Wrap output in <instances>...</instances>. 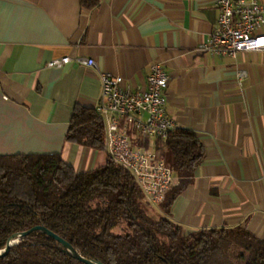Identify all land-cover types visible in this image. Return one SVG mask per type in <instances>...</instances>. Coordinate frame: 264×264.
Instances as JSON below:
<instances>
[{
	"label": "crops",
	"instance_id": "1",
	"mask_svg": "<svg viewBox=\"0 0 264 264\" xmlns=\"http://www.w3.org/2000/svg\"><path fill=\"white\" fill-rule=\"evenodd\" d=\"M217 18L215 0H101L92 11L78 0H0V156L58 154L76 173L102 167L106 149L66 142L74 107L97 111L98 74L46 64L93 59L137 91L157 63L168 76L166 114L203 149L168 218L185 233L241 227L264 241V50L203 51ZM132 145L165 162L158 140Z\"/></svg>",
	"mask_w": 264,
	"mask_h": 264
},
{
	"label": "trees",
	"instance_id": "2",
	"mask_svg": "<svg viewBox=\"0 0 264 264\" xmlns=\"http://www.w3.org/2000/svg\"><path fill=\"white\" fill-rule=\"evenodd\" d=\"M101 0H78L84 11ZM66 142L94 151L105 149L96 110L74 107ZM166 165L178 178L152 212L133 177L109 157L99 168L76 173L60 155L0 156V251L8 239L43 226L83 258L102 264H264V241L249 231L206 229L185 233L169 218L176 198L203 158L197 137L176 130L166 141ZM123 226L125 231L117 233ZM0 264H82L41 232L20 239Z\"/></svg>",
	"mask_w": 264,
	"mask_h": 264
},
{
	"label": "built area",
	"instance_id": "3",
	"mask_svg": "<svg viewBox=\"0 0 264 264\" xmlns=\"http://www.w3.org/2000/svg\"><path fill=\"white\" fill-rule=\"evenodd\" d=\"M215 5L216 27L203 51L234 58L238 53L264 50V4L258 0H215ZM70 63L98 74L101 90L97 113L104 124L107 155L133 177L145 200L158 207L165 194L178 184V178L158 152L133 147L132 139L164 142L177 130L165 111L167 74L153 63L145 88L132 91L122 77L100 72L93 59L65 56L52 59L46 68L58 69ZM244 77L245 72H238L236 80L240 83Z\"/></svg>",
	"mask_w": 264,
	"mask_h": 264
},
{
	"label": "water",
	"instance_id": "4",
	"mask_svg": "<svg viewBox=\"0 0 264 264\" xmlns=\"http://www.w3.org/2000/svg\"><path fill=\"white\" fill-rule=\"evenodd\" d=\"M33 232H41L49 238L53 239L62 246L63 251L65 253L69 254L71 257H73L75 260L79 261L82 264H102L100 262H94L83 258L69 243H67L66 241H64L63 239H61L60 237H58L53 232L43 226H35L22 233L12 235L8 239L5 248L0 251V257L5 256L13 246L19 243L20 239L28 237Z\"/></svg>",
	"mask_w": 264,
	"mask_h": 264
},
{
	"label": "rangeland",
	"instance_id": "5",
	"mask_svg": "<svg viewBox=\"0 0 264 264\" xmlns=\"http://www.w3.org/2000/svg\"><path fill=\"white\" fill-rule=\"evenodd\" d=\"M165 164H166V162H165ZM124 231H125V229L123 226H120L119 228L116 229L117 233H123Z\"/></svg>",
	"mask_w": 264,
	"mask_h": 264
},
{
	"label": "snow or ice",
	"instance_id": "6",
	"mask_svg": "<svg viewBox=\"0 0 264 264\" xmlns=\"http://www.w3.org/2000/svg\"><path fill=\"white\" fill-rule=\"evenodd\" d=\"M262 43H264V41H262Z\"/></svg>",
	"mask_w": 264,
	"mask_h": 264
}]
</instances>
